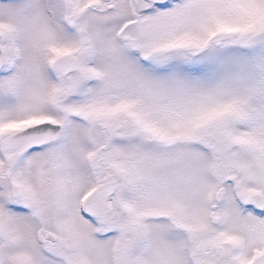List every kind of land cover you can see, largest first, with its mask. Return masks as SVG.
Here are the masks:
<instances>
[{
	"label": "snow or ice",
	"instance_id": "snow-or-ice-1",
	"mask_svg": "<svg viewBox=\"0 0 264 264\" xmlns=\"http://www.w3.org/2000/svg\"><path fill=\"white\" fill-rule=\"evenodd\" d=\"M0 264H264V0H0Z\"/></svg>",
	"mask_w": 264,
	"mask_h": 264
}]
</instances>
